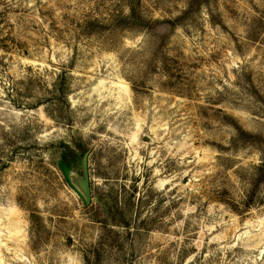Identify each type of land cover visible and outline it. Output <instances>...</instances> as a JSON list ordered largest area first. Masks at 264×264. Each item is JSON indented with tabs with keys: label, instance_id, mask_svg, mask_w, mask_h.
<instances>
[{
	"label": "rangeland",
	"instance_id": "1",
	"mask_svg": "<svg viewBox=\"0 0 264 264\" xmlns=\"http://www.w3.org/2000/svg\"><path fill=\"white\" fill-rule=\"evenodd\" d=\"M263 163L264 0H0V264H264Z\"/></svg>",
	"mask_w": 264,
	"mask_h": 264
},
{
	"label": "trees",
	"instance_id": "2",
	"mask_svg": "<svg viewBox=\"0 0 264 264\" xmlns=\"http://www.w3.org/2000/svg\"><path fill=\"white\" fill-rule=\"evenodd\" d=\"M199 2H200V0H195V5L197 6ZM167 22H169V21H167ZM170 24H172V22H170ZM238 132H239V138H243V136H247L248 138L249 137L253 138L256 136V135H254L252 133H248L242 129H239ZM63 156H64V160L66 161V164H67V169L71 170L73 167V164L78 160L77 153L75 151H73L72 149L67 148L66 151L64 152ZM257 178H258L256 180L257 182L255 181L254 186H253V190H252L253 193L257 188L258 182L264 178V163L262 165H260V167H259V174H258Z\"/></svg>",
	"mask_w": 264,
	"mask_h": 264
},
{
	"label": "water",
	"instance_id": "3",
	"mask_svg": "<svg viewBox=\"0 0 264 264\" xmlns=\"http://www.w3.org/2000/svg\"><path fill=\"white\" fill-rule=\"evenodd\" d=\"M80 187L85 195L86 202L90 203L92 200V192L90 185V173L87 155H84L82 161V176L79 181Z\"/></svg>",
	"mask_w": 264,
	"mask_h": 264
}]
</instances>
